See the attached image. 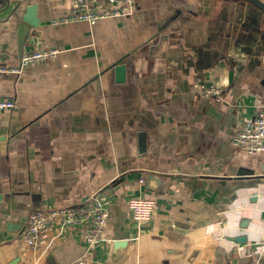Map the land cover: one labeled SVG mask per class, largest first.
I'll use <instances>...</instances> for the list:
<instances>
[{"label":"crops","instance_id":"0c3cea01","mask_svg":"<svg viewBox=\"0 0 264 264\" xmlns=\"http://www.w3.org/2000/svg\"><path fill=\"white\" fill-rule=\"evenodd\" d=\"M8 1L0 0V63L12 67L20 60L8 18L18 0ZM25 1L17 13L38 4L40 37L23 52L60 54L20 76L0 75V98L15 103L0 112V264L78 261L79 228L58 237L51 230L42 252L28 241L26 220L43 208L83 207L97 193L115 203L93 264H264V255L245 259L234 250L264 230V155L232 144L264 109V14L245 1L135 0L132 16L90 26L61 22L75 0ZM118 64L127 67L124 83L116 81ZM204 82L221 86L222 101L197 96L195 84ZM231 168L254 174L231 176ZM150 173L163 176L161 188L147 185ZM134 197L155 199L149 222L132 220ZM120 240L125 252L113 249Z\"/></svg>","mask_w":264,"mask_h":264},{"label":"built area","instance_id":"2783aa9c","mask_svg":"<svg viewBox=\"0 0 264 264\" xmlns=\"http://www.w3.org/2000/svg\"><path fill=\"white\" fill-rule=\"evenodd\" d=\"M135 0H75L74 8L61 18L62 23H88L95 26L108 19L130 17L136 10ZM60 54L56 48H43L25 52L18 66L0 63V75H22L24 70L33 64L55 59ZM264 65V58H263ZM197 96L203 99L222 101L223 91L220 85L213 83L195 84ZM15 103L0 98V112L13 110ZM234 147L248 155H264V109L248 119L232 138ZM264 178V164L261 170ZM144 180H140L143 183ZM115 201L102 193L92 196L81 209L43 208L31 212L26 220L25 232L29 242H35V248L46 252L51 246V230L57 229L55 237L66 229L79 228L85 246L84 255L73 264H93L91 256L96 247L105 242L106 230L112 220V208ZM127 208L132 220L140 224L149 222L154 215L156 201L153 198L134 197L127 201ZM215 233V230H212ZM260 239L235 245L234 250L240 258L253 259L264 255V230L258 232ZM223 238V237H221Z\"/></svg>","mask_w":264,"mask_h":264},{"label":"water","instance_id":"95a60500","mask_svg":"<svg viewBox=\"0 0 264 264\" xmlns=\"http://www.w3.org/2000/svg\"><path fill=\"white\" fill-rule=\"evenodd\" d=\"M8 1V0H4ZM218 3H223V2H237V1H245L257 9H259L263 14H264V4L261 3L259 0H218ZM9 2V1H8ZM26 1L25 0H18L15 2V7L13 8L12 14H10L8 21H14L15 24H17V31H16V36H17V49H18V58L21 61V58L24 54V47L27 44V42L32 39V38H39L40 34L37 29L40 27V20L37 16V11H38V4H30L25 8V11L23 14L17 13L18 8L20 10L21 6L24 5ZM178 13L176 12L174 16L171 18L165 20L164 22L160 23L158 25V30L159 32L165 31L167 27H169L178 17ZM7 21V22H8ZM168 41V36H161L159 45L166 44ZM154 47H152L153 49ZM115 76H116V81L117 83H124L126 80V75H127V67L125 64H118L115 66ZM262 85L264 87V81L262 82ZM140 140V154L145 153V138L144 134H140L139 136ZM4 138L0 137V141H3ZM235 169V168H234ZM230 169L229 174L231 176H237V177H246V176H252L254 172L252 170H248L245 168H239L237 170ZM151 183H156L158 186V189L162 187L163 185V176H160L158 174H152L150 173L148 178H147V185H150ZM158 189L155 190H150L153 193H156ZM149 190V189H148ZM105 194V193H104ZM82 206H74L70 209L76 210L80 209ZM249 220H244V223H242L241 228L246 229L248 227ZM177 226V224H175ZM233 227H228V231H231ZM233 230V229H232ZM173 231V230H172ZM231 242L235 243L237 241H246V236L242 238H229ZM128 246V241L126 240H120V241H115L113 242V249L114 251L117 252V250L125 252V249Z\"/></svg>","mask_w":264,"mask_h":264}]
</instances>
